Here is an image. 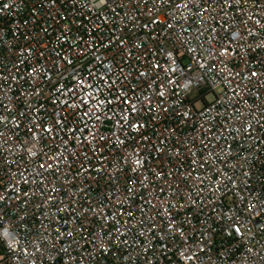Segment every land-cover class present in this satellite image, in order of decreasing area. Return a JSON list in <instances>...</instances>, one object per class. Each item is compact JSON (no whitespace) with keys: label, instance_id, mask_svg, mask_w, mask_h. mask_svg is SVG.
I'll return each mask as SVG.
<instances>
[{"label":"built area","instance_id":"1","mask_svg":"<svg viewBox=\"0 0 264 264\" xmlns=\"http://www.w3.org/2000/svg\"><path fill=\"white\" fill-rule=\"evenodd\" d=\"M0 264H264V0H0Z\"/></svg>","mask_w":264,"mask_h":264}]
</instances>
